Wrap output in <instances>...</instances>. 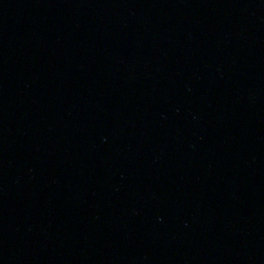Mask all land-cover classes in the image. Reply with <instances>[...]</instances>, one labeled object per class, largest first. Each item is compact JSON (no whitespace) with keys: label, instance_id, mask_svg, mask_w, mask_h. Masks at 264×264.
Returning <instances> with one entry per match:
<instances>
[{"label":"water","instance_id":"95a60500","mask_svg":"<svg viewBox=\"0 0 264 264\" xmlns=\"http://www.w3.org/2000/svg\"><path fill=\"white\" fill-rule=\"evenodd\" d=\"M0 264H264V0H0Z\"/></svg>","mask_w":264,"mask_h":264}]
</instances>
